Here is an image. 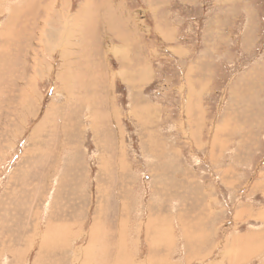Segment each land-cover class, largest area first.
I'll list each match as a JSON object with an SVG mask.
<instances>
[{
  "label": "rangeland",
  "instance_id": "rangeland-1",
  "mask_svg": "<svg viewBox=\"0 0 264 264\" xmlns=\"http://www.w3.org/2000/svg\"><path fill=\"white\" fill-rule=\"evenodd\" d=\"M0 264H264V0H0Z\"/></svg>",
  "mask_w": 264,
  "mask_h": 264
},
{
  "label": "crops",
  "instance_id": "crops-1",
  "mask_svg": "<svg viewBox=\"0 0 264 264\" xmlns=\"http://www.w3.org/2000/svg\"><path fill=\"white\" fill-rule=\"evenodd\" d=\"M101 52H104V50H100ZM99 51V52H100ZM101 52L99 53V57H101ZM127 57H129V55L127 54ZM138 64H139V62H138ZM106 72H107V75H108V77H110V72H109V70L108 69H106ZM107 77V78H108Z\"/></svg>",
  "mask_w": 264,
  "mask_h": 264
},
{
  "label": "bare ground",
  "instance_id": "bare-ground-1",
  "mask_svg": "<svg viewBox=\"0 0 264 264\" xmlns=\"http://www.w3.org/2000/svg\"><path fill=\"white\" fill-rule=\"evenodd\" d=\"M2 71H3V70H2ZM192 124H193V123H192ZM47 227H48V226H47ZM50 227H51V226H50ZM92 236H93V235H92ZM119 236H120V235H119ZM119 236H118V237H119ZM43 238H44V237H43ZM90 238H91V236H90ZM65 239H66V238H65ZM122 245H123V244H122ZM96 249H97V248H96ZM48 253H49V252H48ZM100 254H101V253H100ZM91 255H92V254H91ZM124 256H125V255H124ZM116 258H117V257H116ZM114 259H115V258H114ZM41 260H42V259H41ZM112 260H113V259H112ZM117 260H118V261H116V263H117V262L119 263V259H118V258H117ZM120 261H121V260H120ZM39 262H40V261H39ZM111 262H112V261H110V263H111ZM37 263H38V262H37ZM120 263H121V262H120Z\"/></svg>",
  "mask_w": 264,
  "mask_h": 264
}]
</instances>
